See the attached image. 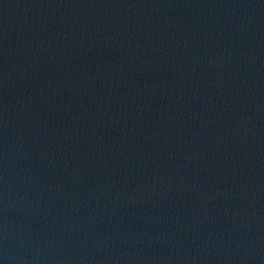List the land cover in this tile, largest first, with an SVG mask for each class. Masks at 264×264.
Masks as SVG:
<instances>
[{
	"label": "water",
	"instance_id": "95a60500",
	"mask_svg": "<svg viewBox=\"0 0 264 264\" xmlns=\"http://www.w3.org/2000/svg\"><path fill=\"white\" fill-rule=\"evenodd\" d=\"M0 264H264V0H0Z\"/></svg>",
	"mask_w": 264,
	"mask_h": 264
}]
</instances>
